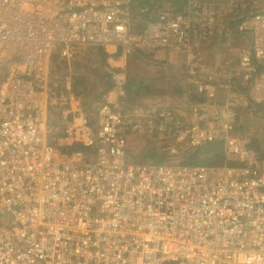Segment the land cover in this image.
<instances>
[{
    "label": "built area",
    "instance_id": "built-area-1",
    "mask_svg": "<svg viewBox=\"0 0 264 264\" xmlns=\"http://www.w3.org/2000/svg\"><path fill=\"white\" fill-rule=\"evenodd\" d=\"M134 1L0 0V264H264V141L255 147L242 115L264 105V9L232 0L246 44L226 66L201 44L224 33V6L163 12L137 32ZM94 46L114 85L90 119L52 69ZM182 51L203 101L174 113L129 99L133 55L170 64ZM155 122L173 152L222 138L239 164L131 161L129 138Z\"/></svg>",
    "mask_w": 264,
    "mask_h": 264
},
{
    "label": "trees",
    "instance_id": "trees-1",
    "mask_svg": "<svg viewBox=\"0 0 264 264\" xmlns=\"http://www.w3.org/2000/svg\"><path fill=\"white\" fill-rule=\"evenodd\" d=\"M236 2L239 4V8L236 11L241 9V12H243V3L239 0H236ZM195 4L207 6L209 10L211 9L215 12H218L220 7L224 6V14L226 16L225 31L222 35H220V33H215L211 38L215 39L218 37V39H226L225 42L228 41L229 44L234 42V46L238 44L239 38H241L242 35L235 31L232 32L234 26L232 18H235L239 14L238 13L235 17L233 16L234 12L230 10L232 0H228V2L222 4L218 3L217 0H135L132 4V13L136 24L135 30H137V32L143 31L148 22L158 19V16L163 12H170L177 15L182 12H187ZM143 8L144 10H142ZM201 44L204 50L208 51L210 49L207 42L202 40ZM134 56L135 55L132 57ZM110 57V54L106 52L103 47L94 46L85 56L73 61L75 64L72 66L75 72L71 77V84L76 93L82 97V102L89 113L90 119L98 115V110L102 102L101 98H104L105 93L111 90L110 88L114 85L112 76L106 69ZM136 57L139 62L156 66L159 69V71H157L160 77L159 79L167 84L166 89L159 91L161 96L154 105L161 104L172 106L181 101L192 104L201 102L205 99V95L199 94L198 89L188 83L181 69H178L182 75L180 77L166 71L172 64H166V62H164L165 60L156 63L154 61L150 62L146 60V58ZM78 60L82 61L80 62ZM64 63L65 62L59 60L54 62L52 69V74L54 76L57 72V65ZM226 66H230V64H226ZM128 76L129 99L135 104H142L145 107H149L150 104L143 103L141 100H138V98L142 97V93H147L144 95L148 96H153L158 93L155 89L150 88L154 87L152 83H149V79L143 77L140 72L136 76H130L129 71ZM136 82L137 85H135ZM147 85L149 87H147ZM162 110H165L163 106L159 112ZM172 112L178 113L179 109L175 108ZM253 144L258 149L261 148L262 143H260L259 137L253 136ZM172 147L173 145L171 146L167 141H164L157 144H149L148 147H145L140 152L136 150L139 153L135 152L132 146L128 147L127 151L132 160L136 163L139 159L140 162L152 164L181 163L186 165H221L226 162L235 165L239 164L238 162L234 163L233 161H228L225 152V142L222 138L216 141L205 142L195 149L186 148L173 152ZM130 149L131 152L129 151ZM70 150H87L90 156H92L93 151L92 148L84 146L81 143H76L70 147Z\"/></svg>",
    "mask_w": 264,
    "mask_h": 264
},
{
    "label": "rangeland",
    "instance_id": "rangeland-1",
    "mask_svg": "<svg viewBox=\"0 0 264 264\" xmlns=\"http://www.w3.org/2000/svg\"><path fill=\"white\" fill-rule=\"evenodd\" d=\"M245 10H247V9H245ZM247 38H250L249 35L247 36ZM240 41H245V38H243V37L239 38L238 44H240ZM232 45L233 44H230V46H232ZM177 55H178L177 60H176L177 64H180V63L186 61L187 54L185 52H183V51L179 52V53H177ZM179 56H180V58H179ZM228 57H229V52H225V49H218L214 52V59L216 61L217 60L224 61L225 59H228ZM78 61L81 62L82 60H78ZM109 61H110V58L108 59L107 67L109 65ZM226 61H228V60H226ZM69 64L74 65L75 62H72ZM223 64H225V63H223ZM138 65L140 67L139 72L143 75H146L145 78H148L149 79L148 82L149 83L151 82L152 85L154 86V87H150V88H153L158 92L157 94H155L156 100H154L153 102L152 101L151 102H145V101L153 100V96H150V98H148V96H146L144 98L141 97L138 100H141L143 103H148L150 105H154L155 101H157L161 96L159 91L166 89L167 84H165L164 81L156 78L153 75H149V76L147 75V73H149V72H147V70H149L150 65L143 63V62H139ZM57 67H58V65H57ZM72 69H73V73H74L75 69L73 67H72ZM147 87H149V86L147 85ZM155 106H157V105H155ZM161 106H163L167 110H169V109L174 110L175 108H178L179 112H183V113L188 112V107H189L187 102H182V101L175 104V105H172V106L171 105L170 106L169 105H160V107ZM242 113H243L242 114L243 118L247 122V126H248L250 132H252L256 137H259V141H260V143H262V141H264V105L263 104L255 105L253 110L247 111V114H245L243 111H242ZM161 126H162V122H155L154 126L152 127L154 131L145 132L144 130H142V131L138 132L137 134L132 135L128 140V147L132 146L134 148L133 150H135V152L139 153L145 147H148L149 144H157L159 142L167 141V139L165 138V134L161 131ZM174 140H176L175 137L172 140V144L169 141H167V142L171 146L173 145V147H174V146H176L175 142L173 143ZM136 150H138L139 152ZM129 151L131 152V149ZM128 155H129V152H128ZM130 159H131V161H133L131 156H130ZM137 162L140 163L139 159Z\"/></svg>",
    "mask_w": 264,
    "mask_h": 264
},
{
    "label": "crops",
    "instance_id": "crops-1",
    "mask_svg": "<svg viewBox=\"0 0 264 264\" xmlns=\"http://www.w3.org/2000/svg\"><path fill=\"white\" fill-rule=\"evenodd\" d=\"M243 3V6L244 8L242 7L243 12L241 13H251V12H254V11H258V10H262L264 9V0H239ZM218 3L222 4L224 2H228V0H217ZM263 7V8H262ZM247 9V10H245ZM226 39H218L215 38V39H212L211 41L207 42L208 46H209V50L206 51V62L208 64H222V65H226V64H230V65H236L238 63V58H239V54L242 50V48L244 47V45L246 44V41H241L240 44H237L236 46H234V42H231V44H233L232 46H230L229 42H225ZM218 49H225V52H229V57L228 59H225L224 61H220V60H215L214 59V52ZM239 50V51H238ZM178 53V52H177ZM177 53H174L170 56V63L172 64L171 67L167 68L166 71L169 72L170 74H174L176 76H182L181 75V72L178 70L180 69V67H182L186 61L180 63V64H177L176 63V60H177ZM157 57L161 60V61H164L166 60V57L167 55L165 54V52H160L159 54H157ZM180 58V56H179ZM57 59L55 58L53 60L56 61ZM187 60V59H186ZM228 60V61H226ZM226 61V62H225ZM139 61L137 60V57L134 56L130 59V67H129V71H130V76H136L137 73H139V65H138ZM225 63V64H223ZM72 64H67V63H64V64H60L58 65L57 67V73H56V76L60 78L61 81H64V79L67 81H71L72 83V80H71V77L72 75L74 74L73 73V69H72ZM159 69L156 67V66H152L150 65L149 67V70H147V75H153L155 76L156 78H160L159 77V74L158 72ZM75 72V70H74ZM143 77H145L146 75H143ZM146 81V80H145ZM137 85V82L136 84ZM142 98L148 96V95H144V94H147V93H142ZM137 98V97H136ZM141 97H139L138 99H140ZM148 98H150V96H148ZM146 100V99H145ZM154 100H156V95L154 94L153 95V100H149V101H145V102H153ZM158 101V100H157ZM156 102V101H155ZM161 104H159L160 106ZM158 106V105H157ZM59 118V115L58 113H54L52 115V119L55 120V121H60V119L58 120Z\"/></svg>",
    "mask_w": 264,
    "mask_h": 264
},
{
    "label": "clouds",
    "instance_id": "clouds-1",
    "mask_svg": "<svg viewBox=\"0 0 264 264\" xmlns=\"http://www.w3.org/2000/svg\"><path fill=\"white\" fill-rule=\"evenodd\" d=\"M108 64V63H107ZM128 152V151H127Z\"/></svg>",
    "mask_w": 264,
    "mask_h": 264
},
{
    "label": "bare ground",
    "instance_id": "bare-ground-1",
    "mask_svg": "<svg viewBox=\"0 0 264 264\" xmlns=\"http://www.w3.org/2000/svg\"><path fill=\"white\" fill-rule=\"evenodd\" d=\"M143 163V162H142Z\"/></svg>",
    "mask_w": 264,
    "mask_h": 264
}]
</instances>
